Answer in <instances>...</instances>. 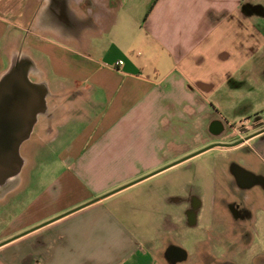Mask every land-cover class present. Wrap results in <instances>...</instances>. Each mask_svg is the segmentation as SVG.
Wrapping results in <instances>:
<instances>
[{
    "label": "crops",
    "instance_id": "crops-1",
    "mask_svg": "<svg viewBox=\"0 0 264 264\" xmlns=\"http://www.w3.org/2000/svg\"><path fill=\"white\" fill-rule=\"evenodd\" d=\"M85 1L66 0L58 24L33 0H0V78L33 61L49 95L32 135L60 167L0 232V264H181L169 246L190 258L186 242L223 226L214 160L239 148L203 150L227 140L213 120L264 107V2Z\"/></svg>",
    "mask_w": 264,
    "mask_h": 264
},
{
    "label": "flooded vegetation",
    "instance_id": "flooded-vegetation-1",
    "mask_svg": "<svg viewBox=\"0 0 264 264\" xmlns=\"http://www.w3.org/2000/svg\"><path fill=\"white\" fill-rule=\"evenodd\" d=\"M52 2L49 13L54 12L59 20L67 17L65 0H52ZM47 14L48 12L44 13V18L48 17ZM209 131L213 135H228L227 140L221 138L222 140L211 141L207 145L210 147L208 149L239 148L237 152L222 154L218 156L220 159L214 160L212 202L214 207L218 205L222 209L219 214L222 216L223 226L214 239L197 241V246L200 243V245L205 244V252L199 251V245L196 254L188 258V253L186 254L182 247L172 245L167 248L166 256L178 259L181 264H187L189 260L190 264H242V254L236 257L235 254L228 256L229 253H235V249L238 248L237 252L240 254L246 246L245 241L247 246L251 244V240L256 245L255 238L257 233L260 234L256 225L262 221L261 226L264 228V107L245 115L238 123L216 115ZM198 196L190 197L192 207L201 204ZM4 197H0V200ZM194 213L196 211H189V218ZM259 213H262L260 221ZM262 236L264 237V233ZM213 242L218 243L220 247L223 246L224 251L222 250L219 255L216 253L219 247L217 245L215 249ZM254 244L251 246L254 247ZM258 256L259 258L255 259L253 255L250 264H264V252ZM220 257L223 259H218Z\"/></svg>",
    "mask_w": 264,
    "mask_h": 264
},
{
    "label": "water",
    "instance_id": "water-1",
    "mask_svg": "<svg viewBox=\"0 0 264 264\" xmlns=\"http://www.w3.org/2000/svg\"><path fill=\"white\" fill-rule=\"evenodd\" d=\"M33 69V61L19 55L0 78V197L17 187L25 164L21 146L48 111V87L30 78Z\"/></svg>",
    "mask_w": 264,
    "mask_h": 264
},
{
    "label": "rangeland",
    "instance_id": "rangeland-1",
    "mask_svg": "<svg viewBox=\"0 0 264 264\" xmlns=\"http://www.w3.org/2000/svg\"><path fill=\"white\" fill-rule=\"evenodd\" d=\"M66 1V0H65ZM261 2H264V0H262ZM34 3V11H36V15L37 18L41 21L44 20V12H41L42 9H44V7H47V12H48V20L53 21V23H61L62 22V18L61 20L58 19V17L55 15L54 12L49 13L50 11V7L51 4L53 3L52 0H33ZM94 8L97 9V7H94L93 2L91 0L85 1L84 4H81V6L79 7H75L76 9H80V10H87L88 8ZM67 9V7H66ZM137 9V7L135 8ZM41 12V16L38 17V15ZM264 20V19H262ZM33 80V78H32ZM256 94H259L257 96V99L262 101V99H264V84L262 85V87H260L259 89H256ZM262 96V97H261ZM257 100L258 103H260ZM42 118V116L40 117V119ZM21 153L26 156L27 158H32L31 162L28 163L27 165H25V167L23 168V171L20 175L21 177V181L18 184V187L16 189H14L13 191L9 192L3 199L0 200V232L2 231L3 228H5V230L7 229V227L11 224V221L16 218V215L18 213V211L20 210V208L22 207V205H19L20 202L22 201H26L29 203L30 200V196L28 195L30 190L32 189H41L42 187H44L47 182H49L50 180V175L48 174L51 171H57L60 169V167L58 166V164L53 163L50 161V154L46 151L45 146L42 145L41 141L38 139L37 135H32V137L25 141L22 146H21ZM48 176V177H47ZM215 210L217 213H220L219 211L222 210L220 209V207L218 205H216ZM220 215V214H219ZM262 213H259V221L260 218L262 220L261 217ZM262 221L259 225H256V229L259 231L260 234L257 233V237L255 238L257 240V244L255 245L253 243V241L251 240V244H248V248L244 251H241V249H239L241 251V253L239 254L238 248L235 249V253L231 252L229 253L228 256H231L232 254H235V256L240 257L241 254L243 255L242 257V264H250V262L253 260L252 257L254 255L255 259L259 258L258 255L262 254L264 252L263 248H264V237L262 236V234L264 233V228H262L261 226ZM219 230V228H218ZM256 231V230H255ZM205 233V231H204ZM204 233L199 234L198 233V241L199 240H204ZM251 238V237H250ZM194 243V244H193ZM193 243L191 242H186L185 245H190V251L192 256L195 255L198 246L201 244H198L197 246V242L195 243L194 239H193ZM214 244L213 247L216 249V246L218 245L219 249L218 250L217 255H219V253L223 252V246L220 247V245L218 243L213 242ZM254 244V247H252L251 245ZM244 245L247 246V243L245 241ZM223 250V251H222ZM263 250V251H262ZM143 258V257H142ZM220 260H222L223 258L220 257L218 258ZM142 260V264H154V262L152 260H150V258L148 259H141Z\"/></svg>",
    "mask_w": 264,
    "mask_h": 264
},
{
    "label": "built area",
    "instance_id": "built-area-1",
    "mask_svg": "<svg viewBox=\"0 0 264 264\" xmlns=\"http://www.w3.org/2000/svg\"><path fill=\"white\" fill-rule=\"evenodd\" d=\"M120 63H122V62H120Z\"/></svg>",
    "mask_w": 264,
    "mask_h": 264
}]
</instances>
